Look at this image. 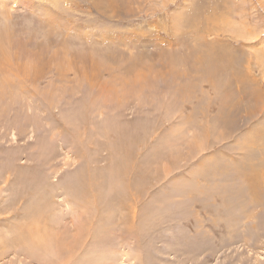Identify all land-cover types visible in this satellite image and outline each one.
Wrapping results in <instances>:
<instances>
[{
    "label": "rangeland",
    "instance_id": "374dc122",
    "mask_svg": "<svg viewBox=\"0 0 264 264\" xmlns=\"http://www.w3.org/2000/svg\"><path fill=\"white\" fill-rule=\"evenodd\" d=\"M246 155L264 0H0V264H264Z\"/></svg>",
    "mask_w": 264,
    "mask_h": 264
},
{
    "label": "bare ground",
    "instance_id": "6f19581e",
    "mask_svg": "<svg viewBox=\"0 0 264 264\" xmlns=\"http://www.w3.org/2000/svg\"><path fill=\"white\" fill-rule=\"evenodd\" d=\"M230 114L231 115H233L234 114V111H232L231 110V112H230ZM234 121L236 122V118H234ZM236 154V153H235ZM254 154V156H256L257 155V153L256 152H254L253 153ZM251 156H253V155H251ZM249 157L250 156H247L246 155V158L244 159V160H242V165H244V167L242 166L241 168L243 169V168H245V166H246V170H245V172H244V170L242 171V173H243V175H244V178L246 179V182L248 183V187H249V189L251 190V194H253L254 195V197H252L253 199L251 200V201H259V200H261L263 203H264V197H260L261 196V194L262 193H264V192H262L263 190H264V183L260 180V178H259V176L258 175H256V174H254L253 172H252V170L254 169V166L251 164V162H250V160H249ZM264 163V162H263ZM252 165V166H251ZM262 165V163L260 162V166ZM241 168H237V170H239V169H241ZM249 170H248V169ZM239 172V171H238ZM248 189V190H249ZM229 191V190H228ZM262 192V193H261ZM231 195V194H230ZM249 196V195H248ZM249 199V198H248ZM251 199V198H250ZM232 200V199H231ZM250 202V201H249ZM259 203H261V202H259ZM235 204V203H234ZM249 204V203H248ZM256 205L257 204H255V208H254V206H253V208H252V211L254 210V209H256ZM251 210V209H250ZM252 213H254V212H252ZM252 213H251V215H252ZM261 215V214H260ZM32 237V236H31ZM20 239H22V237H20ZM22 241V240H21ZM57 246H59V244L57 245ZM32 250V249H31ZM66 256V255H65ZM125 262V261H124Z\"/></svg>",
    "mask_w": 264,
    "mask_h": 264
}]
</instances>
